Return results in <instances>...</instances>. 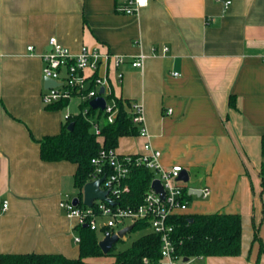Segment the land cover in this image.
I'll use <instances>...</instances> for the list:
<instances>
[{
    "label": "crops",
    "instance_id": "1",
    "mask_svg": "<svg viewBox=\"0 0 264 264\" xmlns=\"http://www.w3.org/2000/svg\"><path fill=\"white\" fill-rule=\"evenodd\" d=\"M128 1L0 0V255L80 254L79 221L62 206L77 197V164L44 161L35 140L58 134L70 112L43 100L42 53L53 36L73 54L87 46L126 57L99 74L108 75L115 96L141 104L149 137H128L140 142L119 151L122 137L117 151L142 152L149 140L165 167L186 169L188 188L199 194L189 193L185 214L247 220L262 209L264 0H149L134 14L120 10ZM140 55L143 66L133 67ZM194 196L207 200L205 209H191ZM244 253L242 239L239 256L197 258L255 264Z\"/></svg>",
    "mask_w": 264,
    "mask_h": 264
},
{
    "label": "built area",
    "instance_id": "2",
    "mask_svg": "<svg viewBox=\"0 0 264 264\" xmlns=\"http://www.w3.org/2000/svg\"><path fill=\"white\" fill-rule=\"evenodd\" d=\"M148 3L149 0H129L120 6V10L134 14ZM230 3V1L227 2V5ZM48 46L49 49L42 53L43 76L57 81L60 85L45 89L44 103L52 105L61 100H70L75 96L80 98L82 103L89 102L82 108L83 114L87 116L91 107L90 101L102 95L106 98V108L103 111L108 121L113 122L118 113V106L111 96L112 85L108 75H100L99 70L103 64L109 68L110 66L119 68L126 63V57L102 53L87 46H83L78 54H73L55 36L49 39ZM33 49V46H28V50L32 51ZM143 63L144 55H140L131 62V65L138 68L142 67ZM174 75H178V73L176 72ZM122 77V72H119L118 79L121 80ZM102 87L105 88V92L100 94ZM131 110L134 122L141 126L140 136L149 137L144 124L141 104L135 101ZM93 128L98 135H101V126L98 122L93 123ZM161 157L162 151L153 146L149 140L144 144V151L137 153H120L116 148H102L99 156L92 159V163L95 165L92 181L104 177L101 188L108 190V197L116 203L110 204L104 200H96L93 206H86L83 204L82 194L81 198L77 196L80 199L78 205L74 204V199H69L62 206L69 216L78 219L79 225L100 232L102 234L100 240L105 237L107 232L115 234L125 227L144 220L148 223L149 229L161 238L160 260L157 263H149L145 258V263L193 264V258L186 260L187 257L177 253L173 241L174 225L171 222L174 216L185 214L189 209V200L185 198L189 193V188L186 182L178 179L184 168L181 165L167 168L162 164ZM108 167L110 170H107ZM135 168H146L152 171L153 179L141 203L124 206L118 200L130 192V186L126 181ZM156 179L163 186L164 197L152 187V183ZM210 192V189L206 187L202 189L201 193L204 198H207ZM3 208L5 210L8 208V201L4 202ZM127 221H131V223H126ZM80 240V236L77 235L75 242L79 243Z\"/></svg>",
    "mask_w": 264,
    "mask_h": 264
},
{
    "label": "trees",
    "instance_id": "3",
    "mask_svg": "<svg viewBox=\"0 0 264 264\" xmlns=\"http://www.w3.org/2000/svg\"><path fill=\"white\" fill-rule=\"evenodd\" d=\"M118 106V113L113 122H109L105 112L101 109L89 108L87 116L82 108L89 102H81V113L69 115L58 134L46 135L35 139L40 144V155L44 161H71L77 164L74 176L75 185L79 189L78 196L82 197V190L86 183L92 181L95 165L92 159L98 157L102 148L117 149L122 137L140 136L141 126L133 120L131 107L132 99H123L112 93ZM69 99L61 100L49 105L50 109H60L68 105ZM231 104L234 105L233 101ZM101 126V135L93 128V123ZM101 122V123H100ZM74 123L73 129L68 126ZM264 152V136L262 139ZM110 170V167L107 168ZM264 183V163L262 165ZM153 172L146 168L133 169L126 181L130 192L119 198L121 205H137L150 187ZM188 191V190H186ZM191 198L189 193L185 197ZM239 213H195L174 216L173 241L177 253L187 258L230 256L236 257L242 253L243 223ZM149 229L148 223L140 220L134 224L131 232ZM80 254L70 258L62 253H4L0 255V264H99L89 258L103 256L114 257L113 264H147L157 263L161 258V238L151 230L135 239L129 247L121 251H114L116 244L104 254L99 246L98 231L87 226H77ZM107 231V230H105ZM260 241V255L264 254V243Z\"/></svg>",
    "mask_w": 264,
    "mask_h": 264
},
{
    "label": "rangeland",
    "instance_id": "4",
    "mask_svg": "<svg viewBox=\"0 0 264 264\" xmlns=\"http://www.w3.org/2000/svg\"><path fill=\"white\" fill-rule=\"evenodd\" d=\"M81 103V99L78 97H72L68 103L67 107V111H70L68 113V115H76L81 113V108L79 107V104ZM101 123V122H100ZM139 139V140H138ZM136 140H134L133 138H123L121 140V144L119 145V151H128L130 149L129 147V143H139L140 142V138H138ZM192 179V178H191ZM187 185H192V182L189 181L187 183ZM78 191L79 190H74V193L72 194V196L76 195L78 196ZM263 193H264V189H262ZM259 199L261 200V197H259ZM193 202H197L198 206L196 208H194V206L191 204V209H196L197 211H202L204 208V203L207 201L206 199H201L198 198L197 196L193 198L192 200ZM262 201V200H261ZM259 213H257L256 215H253V213L251 212V216L249 217V219H245L243 218V252L244 256H243V260H245L246 262L248 261H253L255 264H260L262 259H264V256H262L261 258L258 259V250H259V236L263 237V241H264V200L262 201V209L258 211ZM126 223H131V221H127ZM259 229V230H258ZM150 229H145V230H139L136 232H129L126 234V236L123 239H120L115 246V250L114 251H121L126 249L127 247H129L131 245V243L137 239L138 237H140L141 235H143L144 233H146L147 231H149ZM101 233L99 232V236L101 238ZM113 258L111 256H104L102 259H95L92 260V262L94 263H102L105 262L103 264H113ZM206 259H202V258H193V263L194 264H206Z\"/></svg>",
    "mask_w": 264,
    "mask_h": 264
},
{
    "label": "water",
    "instance_id": "5",
    "mask_svg": "<svg viewBox=\"0 0 264 264\" xmlns=\"http://www.w3.org/2000/svg\"><path fill=\"white\" fill-rule=\"evenodd\" d=\"M60 84L50 78H45V89H50L59 86ZM105 92V88L102 87L100 89V94H103ZM90 106L93 109H101L104 110L106 108V98L102 95L92 99L90 101ZM74 123H71L68 128L70 130L73 129ZM103 178H99L94 181H90L86 183L83 187L82 193H83V204L86 206H93L96 200H104L110 204H115L116 202L112 200L111 198L108 197L109 191L108 190H103L101 188V183L104 181ZM179 180H182L186 183L190 181V176L189 173L186 169H184L179 178ZM152 187L159 192L162 197H164L165 192L163 189V186L159 180H154L152 183ZM190 194H199V191L196 189H189ZM80 202V199L78 197L74 198V204L78 205ZM134 228V225H130L128 227H125L121 229L118 233L111 234L110 232H107L105 237L100 240L99 246L104 254H108L109 251L113 248V246L120 240L123 239L127 233L131 232L132 229ZM186 260L189 258H185Z\"/></svg>",
    "mask_w": 264,
    "mask_h": 264
}]
</instances>
